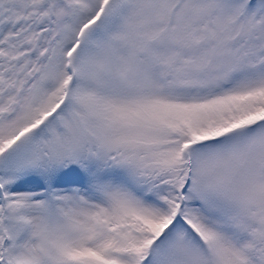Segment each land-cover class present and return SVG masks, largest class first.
Here are the masks:
<instances>
[{"label": "snow or ice", "instance_id": "1", "mask_svg": "<svg viewBox=\"0 0 264 264\" xmlns=\"http://www.w3.org/2000/svg\"><path fill=\"white\" fill-rule=\"evenodd\" d=\"M0 264H264V0H0Z\"/></svg>", "mask_w": 264, "mask_h": 264}]
</instances>
